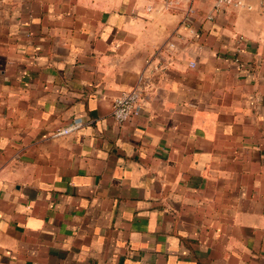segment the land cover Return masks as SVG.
I'll return each instance as SVG.
<instances>
[{
  "label": "crops",
  "instance_id": "1",
  "mask_svg": "<svg viewBox=\"0 0 264 264\" xmlns=\"http://www.w3.org/2000/svg\"><path fill=\"white\" fill-rule=\"evenodd\" d=\"M214 3L0 0V264H264V0Z\"/></svg>",
  "mask_w": 264,
  "mask_h": 264
},
{
  "label": "built area",
  "instance_id": "2",
  "mask_svg": "<svg viewBox=\"0 0 264 264\" xmlns=\"http://www.w3.org/2000/svg\"><path fill=\"white\" fill-rule=\"evenodd\" d=\"M164 9L174 8L180 5L183 0H159ZM187 2L184 8V21L185 23H189L191 21V1L192 0H185ZM226 5L232 6H241L242 0H215L213 10L216 12L222 9ZM210 15L209 17H211ZM168 47L173 48L174 43L169 42ZM194 65V63H191ZM141 84L136 85L132 89L122 91L112 101L111 107V116L114 121L118 124H122L132 117L137 116L140 114L142 109V96H141ZM84 124L83 120L80 117H76L71 120L66 125L60 126L55 128L51 132V136L57 137L62 135H68L70 133L76 132L78 129L82 127Z\"/></svg>",
  "mask_w": 264,
  "mask_h": 264
}]
</instances>
